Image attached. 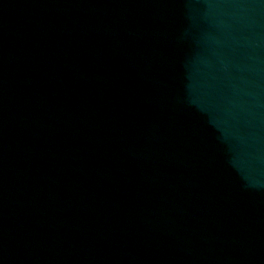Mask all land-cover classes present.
I'll list each match as a JSON object with an SVG mask.
<instances>
[{
  "label": "water",
  "instance_id": "1",
  "mask_svg": "<svg viewBox=\"0 0 264 264\" xmlns=\"http://www.w3.org/2000/svg\"><path fill=\"white\" fill-rule=\"evenodd\" d=\"M0 264H264V0H0Z\"/></svg>",
  "mask_w": 264,
  "mask_h": 264
}]
</instances>
